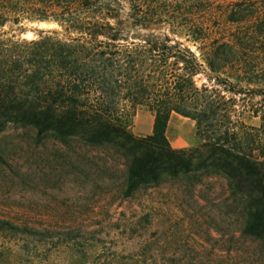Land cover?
<instances>
[{
	"label": "trees",
	"instance_id": "trees-1",
	"mask_svg": "<svg viewBox=\"0 0 264 264\" xmlns=\"http://www.w3.org/2000/svg\"><path fill=\"white\" fill-rule=\"evenodd\" d=\"M34 21L58 29L0 35V133L13 124L109 149L126 161L127 197L195 171L221 174L243 200V234L264 245V104L245 112L258 127H239L225 107L233 80L264 73V0H0V28ZM140 109L154 115L149 135L131 130ZM173 114L196 122L198 146L171 145ZM49 234L0 218V239Z\"/></svg>",
	"mask_w": 264,
	"mask_h": 264
},
{
	"label": "rangeland",
	"instance_id": "rangeland-1",
	"mask_svg": "<svg viewBox=\"0 0 264 264\" xmlns=\"http://www.w3.org/2000/svg\"><path fill=\"white\" fill-rule=\"evenodd\" d=\"M54 29L52 22L34 21L7 24L0 35L32 40ZM233 81L235 92L225 94L232 121L258 127L259 119L245 112L264 104V73L252 84ZM153 122L154 115L140 109L130 127L145 136ZM167 137L176 149L202 141L196 122L177 114ZM125 191L126 161L109 149L61 144L8 125L0 133V218L50 234L0 239V264L264 263V245L243 234V200L223 175L195 171L128 197Z\"/></svg>",
	"mask_w": 264,
	"mask_h": 264
},
{
	"label": "water",
	"instance_id": "water-1",
	"mask_svg": "<svg viewBox=\"0 0 264 264\" xmlns=\"http://www.w3.org/2000/svg\"><path fill=\"white\" fill-rule=\"evenodd\" d=\"M44 24H47L48 25L49 23H44Z\"/></svg>",
	"mask_w": 264,
	"mask_h": 264
}]
</instances>
